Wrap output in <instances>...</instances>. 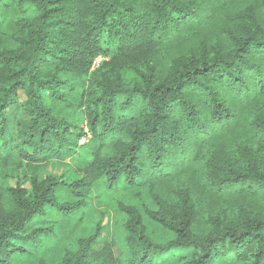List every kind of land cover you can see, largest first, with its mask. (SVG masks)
Segmentation results:
<instances>
[{
    "label": "trees",
    "instance_id": "obj_1",
    "mask_svg": "<svg viewBox=\"0 0 264 264\" xmlns=\"http://www.w3.org/2000/svg\"><path fill=\"white\" fill-rule=\"evenodd\" d=\"M121 179L129 254L101 213L54 264H264V0H0V264Z\"/></svg>",
    "mask_w": 264,
    "mask_h": 264
},
{
    "label": "rangeland",
    "instance_id": "obj_2",
    "mask_svg": "<svg viewBox=\"0 0 264 264\" xmlns=\"http://www.w3.org/2000/svg\"><path fill=\"white\" fill-rule=\"evenodd\" d=\"M101 60L102 58L99 57L96 63ZM76 176H78L77 173H73L71 178ZM8 183L14 185L16 181L11 179ZM58 198L61 201L74 200L66 189L58 191ZM118 201L135 204L141 210L145 205L152 208L156 207L146 188H130L121 179L118 185L111 189L107 181L103 180L95 185L88 203L81 210L69 215H62L49 207L44 217L36 218L31 223V227L37 225L50 226L52 231L39 245L27 241L22 242L23 248L28 251L24 252L23 255H16L13 264H38L41 256H44L50 264L56 263L63 256L67 247H75L80 237L88 236L93 232L101 213L105 214V223L97 246H100L104 240L116 239L117 254L127 256L129 254L125 241L127 231L123 226L124 215L118 209ZM146 221L150 235L154 240L166 241L173 237L171 231L164 229L147 215Z\"/></svg>",
    "mask_w": 264,
    "mask_h": 264
}]
</instances>
